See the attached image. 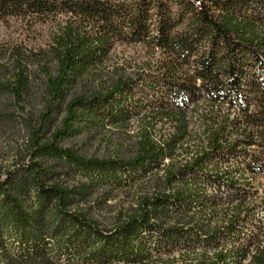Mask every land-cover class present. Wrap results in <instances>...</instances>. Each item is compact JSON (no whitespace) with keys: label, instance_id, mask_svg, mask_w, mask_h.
I'll use <instances>...</instances> for the list:
<instances>
[{"label":"trees","instance_id":"obj_1","mask_svg":"<svg viewBox=\"0 0 264 264\" xmlns=\"http://www.w3.org/2000/svg\"><path fill=\"white\" fill-rule=\"evenodd\" d=\"M8 17L57 26L0 63L22 112L28 66L45 73L0 165L1 264H264V0H0ZM100 130L106 156L74 141ZM116 190L130 202L99 221Z\"/></svg>","mask_w":264,"mask_h":264},{"label":"rangeland","instance_id":"obj_2","mask_svg":"<svg viewBox=\"0 0 264 264\" xmlns=\"http://www.w3.org/2000/svg\"><path fill=\"white\" fill-rule=\"evenodd\" d=\"M57 21H34L28 17H8L4 20H0V63L8 65L14 47L26 48L33 52L39 48H45L48 43L51 34L56 30ZM142 54V51L138 47L115 44L112 55V60L117 59L118 62L124 63L129 57L136 58ZM51 68L53 64H48ZM30 73V84L27 90V94L24 96V102L22 104V110L11 102H7L2 106L0 101V109L4 108L9 112H12L14 119L12 122L0 121V165H5L9 162V157L14 149L16 141H19V136L22 130V120L26 116H35L43 108V83L45 80V73L40 66L32 63L28 66ZM2 71L0 75H2ZM5 73V72H4ZM7 73V72H6ZM254 79L264 80V70L261 66L257 65L254 69ZM7 75V74H6ZM111 132L99 131L97 134H83L76 138L74 141L81 145L82 150L90 155L106 156L113 152L115 148L112 143ZM117 137V136H116ZM114 139V137H113ZM123 142V141H122ZM127 144V141L124 142ZM105 203L97 205L94 216L101 222H107L113 217L116 211L120 207H125L130 202V195H126L122 191H112ZM259 198L263 195L258 194ZM101 198L99 194L96 197ZM99 200V201H100ZM261 200V199H260ZM96 205V204H95ZM255 226H262L264 229V200L256 210L255 213ZM251 227L247 228L250 231ZM264 231V230H263ZM264 241V238H263ZM1 264V263H0Z\"/></svg>","mask_w":264,"mask_h":264}]
</instances>
